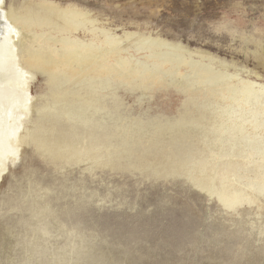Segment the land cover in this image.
Returning <instances> with one entry per match:
<instances>
[{"label":"rangeland","instance_id":"374dc122","mask_svg":"<svg viewBox=\"0 0 264 264\" xmlns=\"http://www.w3.org/2000/svg\"><path fill=\"white\" fill-rule=\"evenodd\" d=\"M26 1L7 3L21 9ZM51 1L78 7L118 36L134 31L181 45L186 56L192 52L191 57L203 63L212 58L214 69L227 67L226 72L237 71L240 77L264 87V0ZM89 26L73 36L90 40L94 32ZM129 52L135 58L144 53ZM108 58L105 64L111 63L112 57ZM96 74L90 71L87 80L94 79L82 84L65 82L63 74L51 81L47 72L34 71L26 126L37 131L61 129L69 138H81V143L91 140L99 147L91 148L88 156L65 162L48 161L46 154H39L28 143L20 148V155L9 158L0 176V264H264V189L250 186L254 203L225 207L216 195L195 187L178 164L179 153L199 157L198 149L203 147L200 133H191L187 143L176 133L162 135L166 140L159 137L154 148L145 142L156 126L173 125L179 114L189 116L182 102L202 91L180 90L167 76L162 78L167 83L148 80L145 88L113 75L101 85ZM66 113L73 119L66 120ZM130 125L143 126L148 132L142 146H127L134 150L129 156L120 140L117 151L110 145L115 127ZM98 156L103 158L100 163ZM110 156L117 158L114 161ZM251 158L258 160L254 155ZM241 176L258 181L257 175L245 170ZM244 177H230L229 181L243 186Z\"/></svg>","mask_w":264,"mask_h":264},{"label":"bare ground","instance_id":"6f19581e","mask_svg":"<svg viewBox=\"0 0 264 264\" xmlns=\"http://www.w3.org/2000/svg\"><path fill=\"white\" fill-rule=\"evenodd\" d=\"M0 16H2L0 19V176L7 169L6 162L9 158L20 155V148L25 144L28 145V143H31L32 148L39 154H46L48 161L63 159L65 162L72 159L78 160L81 155L88 156V151L91 148L99 147L95 146L91 140L84 139V143H81V138H69L61 132V129L54 130L51 127L50 131L45 129L37 131L36 129L30 130L26 126L33 99L29 82L33 80L35 70L47 72L51 81L57 80L60 74H63L67 77L65 82L82 84L90 83L89 80L94 79L93 76L89 80L86 77L92 71L97 73L101 85L110 75H113L111 77L128 81V83L133 82L145 88L148 80L151 84H159L166 82L167 80L163 81L162 78L167 76L170 77L172 83L179 86L180 90L200 89L202 91L200 95H191L185 102H182L184 113L190 112L191 114L187 117L185 114L177 115L173 125L156 126L154 130L149 132V136H146V144L148 147L157 145L160 143L159 137L165 133H176L183 140L192 138L194 133H200L201 136L199 134L198 136L201 137L202 141L200 142H202L203 147L198 149L199 157L194 155L183 156L182 153L174 154L190 182L201 191L205 190L216 195L217 200L225 207L244 203L252 204L255 202V197L249 187L254 186L257 190L264 189V137L262 136L264 133V87L262 84L250 80L248 77H240L236 74L237 71L235 73L226 72L225 68L227 67L223 70H221L222 68L214 69L211 66L212 58L208 57L210 61L206 59L208 62L204 63L200 60L196 61L191 57L190 53L192 52L187 53V51V56L183 53L181 45L149 39V36L147 38L145 34L144 37L134 31L124 32L118 36L111 29H106L101 24L96 23L94 19H90L83 10L75 6H60L51 0L34 2L27 0L22 3L20 9V6L7 3V0H0ZM85 25H90L89 27L94 32L91 33L93 37L90 40H82L73 36L75 31L82 29ZM53 33L56 35H52ZM130 50H142L144 53L141 58H135L129 52ZM108 56L112 57L111 63L105 64V60L109 59ZM220 65H222L221 67L224 66L223 63ZM181 68L187 71L183 70V73ZM66 69H70L69 75L66 74ZM111 80L112 82L115 81ZM115 85L117 86V84ZM43 109L46 108L43 107ZM178 113L180 112L178 111ZM64 116L67 117L66 120L74 117L69 113ZM46 118L48 120V117ZM51 121L53 122V120ZM54 126L56 127V125ZM199 129L201 131H198ZM113 132L115 140L114 143H110L111 148L117 151L122 142L123 151L129 152L130 156L134 150L128 149L131 147L129 145L142 146L144 143L143 136L148 131L143 126L130 125L120 128L116 126ZM133 137H137V141L132 140ZM165 138L161 137V139ZM173 141L180 142V140L175 139ZM185 142L187 143V140ZM105 144L106 142L101 143L103 146ZM236 145L237 148L234 149ZM135 146L134 148H136ZM143 150L145 151V149ZM154 150L156 151V149ZM149 152L153 151L149 150ZM104 154L101 153L100 156ZM107 155L109 156V153ZM253 155L258 158L257 161L251 158ZM100 156L96 157L98 163L103 159ZM233 156L242 159V162L237 159L232 161L231 157ZM114 158L117 156L109 157L115 161ZM123 164L125 163L123 162ZM159 165L161 166V163ZM100 166L102 167V164ZM242 170L257 175L258 181L241 176ZM230 177L240 179L244 177L245 185L237 186L231 183Z\"/></svg>","mask_w":264,"mask_h":264},{"label":"snow or ice","instance_id":"6c2138e0","mask_svg":"<svg viewBox=\"0 0 264 264\" xmlns=\"http://www.w3.org/2000/svg\"><path fill=\"white\" fill-rule=\"evenodd\" d=\"M0 19H2V16H0ZM6 23V22H5Z\"/></svg>","mask_w":264,"mask_h":264}]
</instances>
